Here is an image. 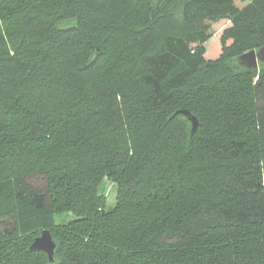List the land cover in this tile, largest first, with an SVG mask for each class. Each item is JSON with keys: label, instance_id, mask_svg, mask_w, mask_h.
<instances>
[{"label": "trees", "instance_id": "1", "mask_svg": "<svg viewBox=\"0 0 264 264\" xmlns=\"http://www.w3.org/2000/svg\"><path fill=\"white\" fill-rule=\"evenodd\" d=\"M180 2L258 41L207 56ZM263 46L264 0H0V264H51L44 230L53 264H264Z\"/></svg>", "mask_w": 264, "mask_h": 264}, {"label": "rangeland", "instance_id": "2", "mask_svg": "<svg viewBox=\"0 0 264 264\" xmlns=\"http://www.w3.org/2000/svg\"><path fill=\"white\" fill-rule=\"evenodd\" d=\"M237 5L241 4L237 2ZM183 9L184 2L178 3L173 12L174 20L169 21L166 26L170 28L174 26L179 34L201 40L207 48V56L214 54L226 43L229 45L235 41L237 46L245 49L248 43L258 41L247 30L246 24L237 23L234 20V14L230 12L229 4L219 7L198 6L194 14V31L186 29ZM60 27L67 28L68 23L64 22ZM257 80L258 77L255 78V81ZM30 183L35 189L43 190L45 188V180L42 177L32 178ZM99 192L107 197V209H112L116 203V185L106 177L99 186ZM69 220H72L71 214L56 216V221L60 224L67 223Z\"/></svg>", "mask_w": 264, "mask_h": 264}, {"label": "water", "instance_id": "3", "mask_svg": "<svg viewBox=\"0 0 264 264\" xmlns=\"http://www.w3.org/2000/svg\"><path fill=\"white\" fill-rule=\"evenodd\" d=\"M94 58V56H93ZM241 67L247 70L249 73H256L259 68L264 64V46L257 50H251L244 53L237 59ZM184 115L192 125V133H195L199 127L198 119L191 114L188 110H180L175 115ZM57 244L54 241L50 231L44 230L41 235L34 240L31 244L30 252H44L51 264L55 263Z\"/></svg>", "mask_w": 264, "mask_h": 264}]
</instances>
